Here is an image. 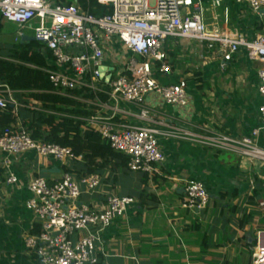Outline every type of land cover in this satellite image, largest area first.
Wrapping results in <instances>:
<instances>
[{
	"label": "crops",
	"instance_id": "1",
	"mask_svg": "<svg viewBox=\"0 0 264 264\" xmlns=\"http://www.w3.org/2000/svg\"><path fill=\"white\" fill-rule=\"evenodd\" d=\"M204 7L212 32L253 41L264 28V11L255 13L237 0H223L220 8L210 0ZM113 44L106 48L104 71H117L119 58L128 56L118 42ZM7 47H0V53L8 54ZM166 51L172 72L155 77L162 85L188 82L189 104L184 108L168 105L156 95L147 97L142 107L123 102L117 126L140 124L164 131L160 124L164 123L194 134L218 133L233 139L258 130L256 144L264 149L262 63L244 48L225 61L219 45L210 49L194 40L171 38ZM16 98L23 105L17 123L24 126L40 105H26ZM142 109L149 110L152 122L138 119ZM91 111L96 115L99 109ZM159 145L166 157L161 175L150 178L122 168L106 169L99 192L82 197V203L93 207L104 205L110 196L136 200L125 217L103 233L100 264H252L254 244L264 246V163L176 138L160 137ZM4 157L0 155V264H41L27 253L25 244L39 227L27 209L28 184L34 176L60 180L64 168L33 153L13 159L6 168ZM74 167L85 171L83 162ZM9 172L16 175L18 184L7 183ZM183 180L205 185L209 207L200 212L183 207Z\"/></svg>",
	"mask_w": 264,
	"mask_h": 264
},
{
	"label": "built area",
	"instance_id": "2",
	"mask_svg": "<svg viewBox=\"0 0 264 264\" xmlns=\"http://www.w3.org/2000/svg\"><path fill=\"white\" fill-rule=\"evenodd\" d=\"M71 1L0 0V13L5 22L20 28L15 35L17 41L24 36L34 37L52 54L54 70L48 73L57 91H82L81 101L92 109H99L96 115L81 119L86 123L82 129L94 130L116 153L128 157L129 172L150 178L161 175L166 157L159 145L160 137L236 152L264 163V149L256 144L258 130L249 137L233 139L218 133L194 134L172 124L160 123L166 127L161 131L140 124L119 128L115 123L123 113L121 103L142 107L150 95L158 96L168 105L184 108L189 104L188 82L162 85L155 77L172 72L166 51V43L171 38L198 41L210 49L219 45L225 61H231L239 49H246L252 59L263 65L259 72V93L264 99V28L253 41L212 32L206 23L203 0H155L154 7L151 0H97L102 6L112 7V13L103 17L84 11L79 0ZM222 2L212 0L213 7L220 8ZM237 2L246 4L255 13L264 11V0ZM25 30L33 31V35H27ZM115 42L128 56L119 58L117 71H104L106 48ZM102 96L107 100H102ZM9 106L17 120L0 134L4 166L8 168L13 159L33 153L64 168L60 180L49 182L34 176L28 184L31 198L27 209L34 214L40 231L26 238L27 253L41 264H100L98 248L103 233L125 217L136 200L110 196L99 207L82 203L84 195L93 197L99 192L102 175L80 178L74 165L83 162L82 156H76L70 148L34 140L31 133L17 123L23 105L15 92L0 81V111ZM106 112L111 114L106 115ZM260 117L264 129V103ZM138 119L152 122L148 109H142ZM183 182L185 209L200 212L209 207L210 195L205 185L189 180ZM7 183L16 185L19 180L9 172ZM252 264H264V246H255Z\"/></svg>",
	"mask_w": 264,
	"mask_h": 264
},
{
	"label": "trees",
	"instance_id": "3",
	"mask_svg": "<svg viewBox=\"0 0 264 264\" xmlns=\"http://www.w3.org/2000/svg\"><path fill=\"white\" fill-rule=\"evenodd\" d=\"M209 2L203 0L205 5ZM79 5L96 17L112 13L110 5L102 6L97 0H79ZM4 22L0 13V34L4 31ZM8 50L7 58L0 57V81L6 83L24 104L39 103V109L32 111V120L24 122L33 139L70 148L76 156H82L85 171H75L80 178L102 174L106 169L128 170V157L116 153L94 130L82 129L86 123L81 119L93 115L92 107L88 108L81 101L82 91L62 92L53 87L48 73L54 70L53 57L45 46L36 41L24 44L16 41ZM101 98L107 100L104 96ZM16 120L12 107L0 111V134L16 124Z\"/></svg>",
	"mask_w": 264,
	"mask_h": 264
},
{
	"label": "rangeland",
	"instance_id": "4",
	"mask_svg": "<svg viewBox=\"0 0 264 264\" xmlns=\"http://www.w3.org/2000/svg\"><path fill=\"white\" fill-rule=\"evenodd\" d=\"M151 6H155V0H151ZM20 28L16 25L6 24L3 33L0 34V47H6L11 48L13 45V42H16V32L19 31ZM27 35H33V31L25 30L24 31ZM0 57H7V53L4 51L0 53ZM86 126V125H85ZM264 244V239H263ZM254 249V248H253ZM252 256V255H251ZM247 260V259H246Z\"/></svg>",
	"mask_w": 264,
	"mask_h": 264
},
{
	"label": "water",
	"instance_id": "5",
	"mask_svg": "<svg viewBox=\"0 0 264 264\" xmlns=\"http://www.w3.org/2000/svg\"><path fill=\"white\" fill-rule=\"evenodd\" d=\"M36 39L34 37H30V36H24L21 40V44H24V43H30V42H35ZM104 70V69H103ZM106 81L108 82L109 81V78L106 79Z\"/></svg>",
	"mask_w": 264,
	"mask_h": 264
}]
</instances>
